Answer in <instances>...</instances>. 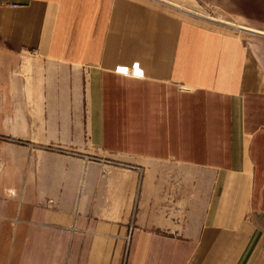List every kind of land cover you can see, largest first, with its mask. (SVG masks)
Masks as SVG:
<instances>
[{"label": "crops", "instance_id": "1", "mask_svg": "<svg viewBox=\"0 0 264 264\" xmlns=\"http://www.w3.org/2000/svg\"><path fill=\"white\" fill-rule=\"evenodd\" d=\"M211 1L264 23V0ZM158 17L135 0H0V46L35 49L68 94L87 73L112 145L144 168L138 207L125 167L86 160L66 186L0 174V264H264V92L242 82L234 30Z\"/></svg>", "mask_w": 264, "mask_h": 264}, {"label": "rangeland", "instance_id": "2", "mask_svg": "<svg viewBox=\"0 0 264 264\" xmlns=\"http://www.w3.org/2000/svg\"><path fill=\"white\" fill-rule=\"evenodd\" d=\"M135 2L160 19L181 17L205 28L234 30L239 34L234 36L246 52L242 82L248 90L264 92V34L238 29L240 25L236 21L263 31L264 23L239 18L211 0L181 2L216 19L228 20L231 26L189 15L162 0ZM46 65L35 49L17 51L0 46V157L6 158L5 163H0V174L19 173L29 178L27 175L32 173L30 177L40 181L41 174L49 170L54 173L52 179L63 181L66 186L70 181H77L86 160L125 167L139 173L138 207L144 173L141 155L116 150L112 145L117 144L114 127L101 116L97 102L89 94L87 73H84L81 92L68 94L61 84L51 82L55 79L48 76ZM15 158L21 159V163L16 164Z\"/></svg>", "mask_w": 264, "mask_h": 264}]
</instances>
